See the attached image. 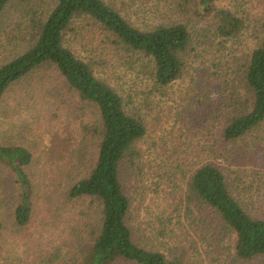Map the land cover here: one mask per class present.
I'll list each match as a JSON object with an SVG mask.
<instances>
[{"label": "rangeland", "instance_id": "obj_1", "mask_svg": "<svg viewBox=\"0 0 264 264\" xmlns=\"http://www.w3.org/2000/svg\"><path fill=\"white\" fill-rule=\"evenodd\" d=\"M40 1L43 14L56 4ZM104 1L138 28L189 25L194 50L203 52L196 59L189 53L182 78L158 90L147 60L118 48L92 20L77 18L66 36L65 47L93 65L97 77L122 96L128 114L148 124V135L139 144L142 163L136 168L125 165L122 178L137 243L168 257L187 253V264H261L237 260L234 235L212 211L189 206L185 195L191 172L213 163L222 169L243 208L264 220V124L228 146L222 134L232 110H219L235 90L243 92V71L231 55L248 56L257 36H264V0H217L238 12L246 29L220 51L214 44L212 53L206 52L207 43L215 41L211 22L179 12L176 0ZM20 2L25 3L16 0L0 21V67L29 45L12 31ZM201 84L203 94L211 90L217 113L209 120L201 113L189 119L193 112H188V90ZM100 124L97 109L82 102L53 65L38 68L10 87L0 103V143L24 146L34 156L27 168L34 186L33 215L25 228L14 224L18 192L10 172L0 166V264H81L82 251L100 227L101 208L90 198L69 199L68 193L96 163Z\"/></svg>", "mask_w": 264, "mask_h": 264}, {"label": "trees", "instance_id": "obj_2", "mask_svg": "<svg viewBox=\"0 0 264 264\" xmlns=\"http://www.w3.org/2000/svg\"><path fill=\"white\" fill-rule=\"evenodd\" d=\"M17 9L20 16L14 34L21 35L28 48L0 67V103L12 85L44 65H53L69 88L82 102L94 106L101 126L96 163L87 177L74 184L68 198H90L101 208V223L92 234L91 242L82 251L81 264H187V253L168 257L163 252L140 246L130 226L131 200L125 192L123 169L136 168L142 163L139 144L145 140L147 122L127 112L122 96L105 80L97 77L93 65L80 59L65 39L77 18H88L101 27L113 43L127 54L147 60L150 78L158 90L168 88L182 78L189 53L195 59L202 54L194 50V34L184 23L159 24L146 28L132 25L104 0H56L52 10L43 14L40 0H23ZM16 0H0V21ZM178 11L192 15L195 21L211 22L214 43H207V53L214 44L235 42L246 29V20L238 12L218 5L217 0H176ZM23 5V6H22ZM22 6V7H21ZM248 56L232 54L231 59L243 71V92L234 91L222 100L219 110H232L223 130L222 141L235 145L264 124V36H257ZM196 62L192 63V66ZM188 90V112L195 118L212 119L211 90L203 94V84ZM202 90V92H201ZM201 92V94H200ZM32 152L21 145L0 143V166L13 177L18 192L13 221L18 228L27 227L33 215L34 186L27 168L32 164ZM189 206L210 210L235 237V258L242 262L261 261L264 264V220L254 218L233 194L222 169L205 163L191 172L185 195Z\"/></svg>", "mask_w": 264, "mask_h": 264}]
</instances>
